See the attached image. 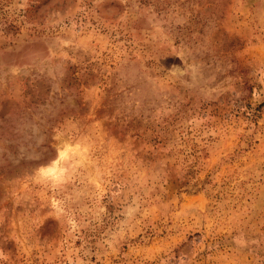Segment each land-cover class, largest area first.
<instances>
[{"label":"rangeland","instance_id":"obj_1","mask_svg":"<svg viewBox=\"0 0 264 264\" xmlns=\"http://www.w3.org/2000/svg\"><path fill=\"white\" fill-rule=\"evenodd\" d=\"M0 264H264V0H0Z\"/></svg>","mask_w":264,"mask_h":264},{"label":"bare ground","instance_id":"obj_2","mask_svg":"<svg viewBox=\"0 0 264 264\" xmlns=\"http://www.w3.org/2000/svg\"><path fill=\"white\" fill-rule=\"evenodd\" d=\"M63 157V154H61L60 159Z\"/></svg>","mask_w":264,"mask_h":264}]
</instances>
